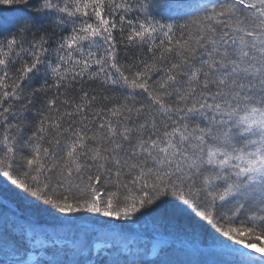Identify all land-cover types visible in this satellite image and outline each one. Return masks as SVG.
Wrapping results in <instances>:
<instances>
[{"label":"snow or ice","instance_id":"1","mask_svg":"<svg viewBox=\"0 0 264 264\" xmlns=\"http://www.w3.org/2000/svg\"><path fill=\"white\" fill-rule=\"evenodd\" d=\"M189 249L264 264V0H0V264Z\"/></svg>","mask_w":264,"mask_h":264},{"label":"trees","instance_id":"2","mask_svg":"<svg viewBox=\"0 0 264 264\" xmlns=\"http://www.w3.org/2000/svg\"><path fill=\"white\" fill-rule=\"evenodd\" d=\"M188 2H195V0H188ZM169 259L171 264H196V261L206 259V257H201L199 254L188 250V253H176Z\"/></svg>","mask_w":264,"mask_h":264},{"label":"rangeland","instance_id":"3","mask_svg":"<svg viewBox=\"0 0 264 264\" xmlns=\"http://www.w3.org/2000/svg\"><path fill=\"white\" fill-rule=\"evenodd\" d=\"M189 250L192 251L191 249H189ZM206 259H209L210 260L211 258L210 257H206Z\"/></svg>","mask_w":264,"mask_h":264},{"label":"bare ground","instance_id":"4","mask_svg":"<svg viewBox=\"0 0 264 264\" xmlns=\"http://www.w3.org/2000/svg\"><path fill=\"white\" fill-rule=\"evenodd\" d=\"M58 238H61V236H60V237H58Z\"/></svg>","mask_w":264,"mask_h":264}]
</instances>
